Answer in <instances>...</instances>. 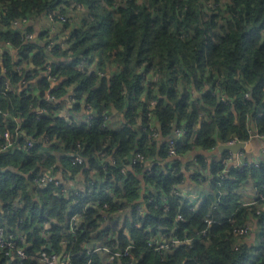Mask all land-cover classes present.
I'll list each match as a JSON object with an SVG mask.
<instances>
[{
    "label": "trees",
    "instance_id": "1",
    "mask_svg": "<svg viewBox=\"0 0 264 264\" xmlns=\"http://www.w3.org/2000/svg\"><path fill=\"white\" fill-rule=\"evenodd\" d=\"M78 5L79 21L59 26L68 49L53 53L63 62L52 75L60 83L57 99L72 90L78 112L90 104V125L73 116L58 117L56 104L39 99L49 88L47 79L35 85L41 92L37 96L32 84L25 92H15V84L24 78L8 64L6 76L0 75V226H22L26 232L25 264H38L42 251L60 252L63 245L74 264H101L98 255L85 250L95 238L114 250L133 243L131 257L118 264H264V205H245L241 194L245 182L264 184V157L259 167L231 172L220 184L211 178L223 171L226 156L211 167L199 157L215 194L199 208L172 194L182 179L178 168L163 170L154 161L147 172L145 166L132 167L127 176L121 172L135 152L146 163L148 158L168 159L163 141L175 125L187 131L179 154L210 152L235 137L246 142L250 132L264 137V0H0V41L19 48L24 63L31 60L44 67V40L26 42L23 28H14V22L39 24L49 12L68 15ZM82 61L85 68L79 66ZM38 106L47 112L40 119ZM150 112L163 136L158 146L150 137ZM105 115L112 117L106 127ZM23 132L35 140L29 150ZM5 134L13 136L9 147ZM77 144L83 146L82 166L72 165L70 154ZM58 163L86 180L97 176L95 187L91 181L86 186L92 197H68L60 186L35 183L39 173L56 175ZM196 178L199 183L203 179L200 174ZM143 183L155 192L146 196ZM106 188L114 198L106 195ZM104 203L110 207L107 221L101 211ZM139 205L142 211L135 210ZM206 214L212 215L210 225L203 221ZM73 215L81 218L75 234L68 229ZM237 227H248L252 238L239 251L234 250L238 238L232 233ZM157 238H175L181 244L160 255L148 244Z\"/></svg>",
    "mask_w": 264,
    "mask_h": 264
},
{
    "label": "built area",
    "instance_id": "2",
    "mask_svg": "<svg viewBox=\"0 0 264 264\" xmlns=\"http://www.w3.org/2000/svg\"><path fill=\"white\" fill-rule=\"evenodd\" d=\"M81 5H78L77 8H75L73 11L70 12V14L68 15H57V12H49L47 15V19L49 21V23L52 25L53 29L56 28V26H60V25H64L66 23H73V22H78L79 21V14H81ZM31 20H27L24 19L22 21H16L14 22V28H20V29H24L26 27L29 26ZM25 34V41L26 42H40L38 40V36L35 33H30L28 31H24ZM48 42L43 41L42 46H44L46 48V52H47V56L44 59V71L46 73V79L49 82V88L47 91L48 93V97L46 98V101L48 102H54L57 101L58 99L55 97L54 93L56 91L59 90V86L60 83L57 81V78L55 76L52 75V73L58 69L60 67L59 63H55L54 61H52V57L57 58L53 55L54 52L58 51V50H66L68 49V46L66 45L65 41V37L64 35L61 36L58 39H51V37H48ZM263 43H264V37H263ZM79 66L81 68H85L87 66L86 61H82V63L79 64ZM4 72H6V70H4ZM51 84H53V86H51ZM58 84V85H57ZM5 87L8 91H10L12 89L10 83L7 81L5 84ZM28 89V88H27ZM31 90L36 94L38 92V89L36 86L31 87ZM248 97V95H246V98ZM72 101L75 102L77 99V97H73V95L71 96ZM222 102L226 103V99L223 96L222 97ZM77 101L74 103L76 104ZM156 105V102H152L151 106L154 107ZM41 107V106H40ZM86 109L85 111L88 113V115H86V117L82 120H79V122H81L82 124H87L90 125L94 119L93 115L91 114V106L90 104H86L85 105ZM38 108V107H37ZM40 109V111H36L37 114V118L40 119L42 116L46 115L47 112L46 110L41 107L38 108V110ZM8 115V114H7ZM6 115V116H7ZM56 115L58 116L57 112ZM148 116L154 120L150 127V137L152 139V142H162L163 140V136L161 135L158 123L155 119V117L153 116V113H148ZM259 116H263V113H260ZM61 118V117H60ZM70 117H67V119ZM75 118V117H74ZM105 119V123L103 124L104 127L110 125L111 122V117L109 116H104ZM128 122V121H127ZM126 125H123L122 128H124ZM22 135H26L25 132L22 133ZM250 137L251 138H261L259 135H256L252 132H250ZM12 138L13 136H11L10 134H5V139H6V146L9 147L10 145H12ZM27 144H26V149L25 150H29L34 146V141H31L30 139L27 140ZM42 141L44 143H48L50 141H48L47 138H42ZM187 141V131L184 129V127L182 126H177L175 125L171 135L167 138H165V141L167 143V155L170 159H173L172 161L174 163L171 164V168L172 170L175 171V168L177 167V164L175 162H178L177 159L181 156V154H179L178 152V147L179 146H183L186 144ZM239 143H248L247 141H241L238 138H233L232 140H230L229 142L225 143L226 145L229 146H234L237 145ZM83 149V146L81 144H77L76 147L74 148V150L71 152L70 156L72 159V165L74 166H82L85 163V158L81 155V151ZM243 151V150H240ZM240 151L234 155L232 152L231 158H227L225 159L224 162V169L221 173L212 176L211 178V182L214 184H220L221 182L225 181L227 176L231 173V172H243L246 168H249L251 166H255V167H259L260 166V162L256 163V162H250V161H240L238 163H236L235 165H233V158H236L238 156V154L240 153ZM133 157L130 161V165L129 167H134V166H140L141 168H143L146 164V158L143 154H141L140 152H135L132 154ZM122 174L127 176V172L125 170H121ZM51 172H43V173H39L37 175V178L35 179V183L37 185H55V186H60L61 190L63 192H65V194L68 197H80V198H87V197H92V191L86 190V189H81V187H71L70 189L66 186L63 185L62 181L58 178L57 175H53L50 174ZM90 186L91 187H95V182L91 181L90 182ZM106 195L109 196L110 198H114L115 194L114 192L110 189V188H106L105 189ZM172 194L174 195H178L179 196V192L177 190V187H173L172 188ZM149 202L153 203L154 199L149 197ZM164 206L166 208V210H168V201L167 198H164ZM92 202V201H91ZM91 202H88L87 205H90ZM77 203V201L75 202ZM96 205L100 204V201L96 202ZM259 203H261L262 205H264V184L256 187L254 186V198L253 200L244 202L245 205H258ZM109 205L107 203L102 204V215H103V219L105 221L108 220L107 218V214L106 211L109 209ZM195 208H193L194 210ZM135 210L137 211H142V207L136 206ZM260 210L257 212L258 214H260ZM179 220H184V217L182 215L178 216ZM81 218H79L78 215H73V217H71L70 221H69V233L71 234H75V231L78 227V224L80 222ZM205 225H210L213 223L212 220V215L211 214H206L204 215V219H203ZM46 225H44L45 227ZM234 235L237 236L238 238V243L234 245V250L235 251H239L241 248V243L243 241H246L249 239V235H250V231L248 227H237L233 229L232 232ZM203 235H205V231L203 232ZM96 238L93 240L95 241ZM92 241V242H93ZM91 242V243H92ZM99 242V241H98ZM186 243L190 244L191 241L190 240H185ZM88 244L85 246V250L88 252V254H104L106 255V264H118L119 262H121L123 259H128L129 257H131V251L133 249V243H131L128 247H126V249L124 250H114L108 246H105L104 244L100 243V245H98V248H95L96 245L95 244ZM65 244V242H64ZM149 246L151 248H153V250L160 254V255H166L165 253H168L169 251H171L174 246H179L181 243L180 241H178L175 238H169V239H164V238H157V239H153L151 241L148 242ZM28 237L26 232H24L22 226H19L18 229H6L2 226H0V259L1 260H6L5 264H25V261L28 259V254H27V249H28ZM46 247V246H45ZM44 247V248H45ZM50 247V246H49ZM66 247V246H65ZM47 248V247H46ZM45 248V250H46ZM66 248H65V253L60 254L59 252H52V253H47L45 251H42L40 253V259L39 262L43 263V264H74L70 255L66 253ZM87 264H92L91 262H88Z\"/></svg>",
    "mask_w": 264,
    "mask_h": 264
},
{
    "label": "crops",
    "instance_id": "3",
    "mask_svg": "<svg viewBox=\"0 0 264 264\" xmlns=\"http://www.w3.org/2000/svg\"><path fill=\"white\" fill-rule=\"evenodd\" d=\"M29 28L30 29L32 28L31 31L37 34L39 41L44 40L48 42L47 36H45L43 32H46L48 34V37H51V39L53 40L54 38L58 39L61 36H63V34L60 33L59 31V27L56 26V28L53 29L52 25L49 23L47 18L42 20L41 23L39 24L38 23L34 24L31 21L29 26L24 28L23 30L28 31L27 29ZM41 37L43 39H41ZM21 59L22 57H21V53L19 52V48H14L12 44H10L9 42L0 41V70H1L0 75L2 77L6 76V72H4V70L6 69L5 64H8L10 67L18 71L19 76L24 78V81H22L21 83H16L14 86L15 92L18 94L25 92L30 84L35 86L37 85V82L39 80H42L43 78L46 79V73L43 67H37L31 60H26V63H24L23 61L24 59H22V62H21ZM51 59L55 63L63 62V60H61L59 57L58 58L52 57ZM34 75H37V77L33 81H29V83H25V79L27 78L30 79ZM51 86H53V84H51ZM40 93L41 92L39 91L37 93V96H39ZM72 95L73 97L76 98V94L72 90H68L65 95H63L57 101H54L52 103L56 104V106L59 108V110L57 111L58 117H61L62 119L67 120V117L73 116L75 117V119L79 121V120L84 119L86 115H88V113L85 110L78 112L74 108V105L78 103V100H76L77 103L74 104L76 101L75 102L72 101V98H71ZM47 97H48V93L46 91L44 93V96L40 97L39 99L46 100ZM83 105H85V103H83ZM38 108H41V107L38 106ZM38 108L36 109V111L39 112L40 109L38 110ZM115 114H117L116 111H115ZM123 117L124 115L123 113H121L120 118H123ZM124 121L126 120L124 119ZM23 136H25L28 140L30 139L31 141L35 142V140L32 139L31 137H28L26 135H23ZM247 142H248L247 145H250V146L247 147V150L245 149L243 151H240V153L238 154L236 158H233V163H234L233 165H235L236 163L240 161H250V162L259 163L261 161L259 159L264 157V137L262 138H255V137L251 138L250 137V139ZM163 143H166V142H163ZM161 144H162L161 142H158L157 146ZM221 144L225 145V143H221ZM219 145L220 144L218 143L216 148L211 150L210 152H205V151H202L201 149L190 150L186 154H181V156L177 159L178 162H175L177 164V167L175 168V170H177L178 168L180 175H182L181 183L177 187L179 196L183 200L187 201L188 204L194 206L195 208H199L203 204V202L215 196L214 190H212V188L209 185V181H208L210 180V176H211L209 175L210 172L208 169H203L199 165V157L203 158L202 159L203 163L208 167H211V165L214 162L221 161L223 155L226 156L225 159L231 158L232 160L233 156L231 155L230 151H225V152L221 151ZM262 154L263 156L260 157ZM167 158L168 159L166 160H162L161 158L157 160H155L154 158H151V159L148 158L147 163L144 168L145 172L149 171L152 168L153 164L155 163L154 161L158 162V164L161 165V168L163 170H166L168 166L170 167L171 164L174 163L172 161L173 159H170L169 157ZM215 159H217V161ZM56 167H58V172L56 175L62 181L63 185L68 187L69 189L73 186L81 187V189H86V186L87 184H89L90 181L98 182L97 176L92 175V178H90L89 180H86V176L81 173L72 175L71 173L66 171L65 167L62 166L61 163H58ZM122 168H123L122 170H125L127 172L132 167H129V164H128V166L126 165ZM198 174H200L201 177L203 178V179L200 178L201 179L200 183L198 182L196 178ZM142 186L143 187H142L141 192L145 193L146 196L150 192L151 193H153V191L155 192V189L149 184L143 183ZM241 194H242V201L251 202L254 198V185L251 184L250 182H245L243 186L241 187ZM140 202H141L140 204H143L142 201ZM262 209L264 210V206L262 207ZM45 227H47V224ZM251 241H252V238L249 237L248 242H251ZM91 244H95L96 245L95 248H98L99 247L98 245H100V242L95 240ZM45 246L48 249L49 246L48 245H45ZM45 246H43V248ZM65 248H66L65 245H63V248H60L59 253L60 254L65 253ZM98 257L100 258L101 264H106V260H107L106 255L101 253V254H98ZM38 264H43V263H40L38 260Z\"/></svg>",
    "mask_w": 264,
    "mask_h": 264
},
{
    "label": "water",
    "instance_id": "4",
    "mask_svg": "<svg viewBox=\"0 0 264 264\" xmlns=\"http://www.w3.org/2000/svg\"><path fill=\"white\" fill-rule=\"evenodd\" d=\"M220 145V149L221 151H230L232 152L234 155H236L240 150H247V147L250 146V145H247L246 143H239L237 145H234V146H229V145H223L221 143H219ZM133 155L131 154L129 159L131 161ZM48 250H50V247H48Z\"/></svg>",
    "mask_w": 264,
    "mask_h": 264
},
{
    "label": "rangeland",
    "instance_id": "5",
    "mask_svg": "<svg viewBox=\"0 0 264 264\" xmlns=\"http://www.w3.org/2000/svg\"><path fill=\"white\" fill-rule=\"evenodd\" d=\"M263 156V154L260 156V157H262ZM262 159V158H261ZM261 159H259V160H261ZM216 161H217V159H215Z\"/></svg>",
    "mask_w": 264,
    "mask_h": 264
}]
</instances>
